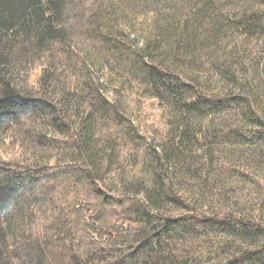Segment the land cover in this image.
Instances as JSON below:
<instances>
[{
	"label": "trees",
	"instance_id": "16d2710c",
	"mask_svg": "<svg viewBox=\"0 0 264 264\" xmlns=\"http://www.w3.org/2000/svg\"><path fill=\"white\" fill-rule=\"evenodd\" d=\"M94 1L83 29L97 35L100 11L113 9L114 21L102 27L113 62L145 95L158 98L172 127L164 142L148 136L121 100L107 97L92 75H82L77 56L70 58L81 73L75 85L48 70L34 81L47 92L21 88L17 75L41 58L36 50L69 40L60 23L61 0H0V129L23 114L38 116L40 126L26 139L47 149L29 168L10 162L0 168L12 169L0 175V264H8L12 253L28 264H264V223L196 205L170 170L178 155L173 142L196 134V118L226 107L238 109L248 123L211 137L264 139L259 104L245 90L209 94L201 81L187 80L166 61L180 37L173 29L160 27L141 44L115 4L104 8L105 0ZM231 19L264 35V8ZM220 73L234 76L227 62Z\"/></svg>",
	"mask_w": 264,
	"mask_h": 264
},
{
	"label": "rangeland",
	"instance_id": "374dc122",
	"mask_svg": "<svg viewBox=\"0 0 264 264\" xmlns=\"http://www.w3.org/2000/svg\"><path fill=\"white\" fill-rule=\"evenodd\" d=\"M196 1L105 0L104 8L115 4L123 16V26L141 44L156 37L160 27L173 29L172 34H180V37L171 57L166 58L169 64H176L187 80L201 81L209 94L245 90L264 114V35L248 32L242 25L232 24L231 19L234 13L264 8V0H205L200 6ZM93 2L61 0L60 23L68 30L69 40L51 41L49 47L35 48L41 58L33 65H25L16 83L32 92H47V87L34 81L43 72L50 71L65 83L75 85L81 73L73 68L70 58L77 56L84 71L82 75L88 73L99 80L107 97L121 100L144 133L164 142L172 123L162 103L158 98L145 95L138 81L114 64V57L104 43L106 31L102 27L114 21L113 9L100 11L96 19L98 25L94 27L97 35L83 29L85 12ZM224 62L231 67L233 78L220 73ZM239 112L226 107L196 118V134L173 142L178 155L170 170L181 193L196 205L234 212L264 223V139L246 143L236 135L211 137L215 130L229 131L247 124L248 119ZM38 123V116L23 114L18 121L7 122L0 129V168L7 162L16 168H29L36 159L47 156L44 146L26 139L27 132L36 130ZM54 162L51 159V164ZM8 170L12 169H0V175ZM51 196L49 205L53 204ZM55 201L59 203L58 198ZM41 212L36 208V213ZM14 248L13 244L9 245L10 253ZM20 257L19 260L12 253L8 264H28L23 255Z\"/></svg>",
	"mask_w": 264,
	"mask_h": 264
}]
</instances>
